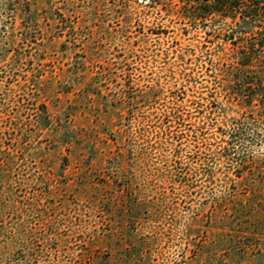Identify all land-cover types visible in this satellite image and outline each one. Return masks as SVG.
Wrapping results in <instances>:
<instances>
[{"label":"rangeland","instance_id":"obj_1","mask_svg":"<svg viewBox=\"0 0 264 264\" xmlns=\"http://www.w3.org/2000/svg\"><path fill=\"white\" fill-rule=\"evenodd\" d=\"M182 1L0 0V264H264V124L226 152Z\"/></svg>","mask_w":264,"mask_h":264},{"label":"trees","instance_id":"obj_2","mask_svg":"<svg viewBox=\"0 0 264 264\" xmlns=\"http://www.w3.org/2000/svg\"><path fill=\"white\" fill-rule=\"evenodd\" d=\"M182 2L183 21L191 29L202 30L208 42L222 52L217 71L224 95L251 116L232 120L223 131L226 152L259 141L264 124V0H247L245 6L242 0ZM41 110L45 126L52 127L44 117L46 106Z\"/></svg>","mask_w":264,"mask_h":264}]
</instances>
